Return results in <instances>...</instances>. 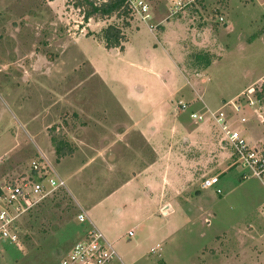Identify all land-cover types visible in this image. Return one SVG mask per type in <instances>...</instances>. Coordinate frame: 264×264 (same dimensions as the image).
Listing matches in <instances>:
<instances>
[{
	"label": "rangeland",
	"instance_id": "374dc122",
	"mask_svg": "<svg viewBox=\"0 0 264 264\" xmlns=\"http://www.w3.org/2000/svg\"><path fill=\"white\" fill-rule=\"evenodd\" d=\"M146 1L151 18L134 12L121 51L107 49L98 36L115 17L85 21L71 0H0V185L29 174L40 153L70 184L19 211L11 231L17 240L0 238V264H56L91 219L126 264H264V185L234 165L214 120L191 117L225 106L230 120L245 123L250 140L264 129L253 108L243 103L236 111L231 105L264 76V0H194L184 6L180 0ZM199 54L210 57L211 65L202 66ZM145 89L147 105L162 102L133 113L146 123L156 119L162 142L173 147L168 163L159 166L162 176L158 169V179L168 175L169 187L174 185L164 201L168 213L160 209L163 201L148 206V184L139 177L125 199L143 224L119 221L116 208L111 215L118 226L103 221L100 209L81 222L77 188L101 196L108 179L101 156L97 167L82 165L109 144V137L94 132L108 133L120 117L128 122L116 99L132 108ZM179 123L184 132L171 136L169 129ZM58 143L72 154L58 157ZM124 163L121 180L133 170L130 152ZM78 169L89 170L85 187L73 176ZM210 175H220V182L202 187ZM120 183L113 179L105 187Z\"/></svg>",
	"mask_w": 264,
	"mask_h": 264
},
{
	"label": "built area",
	"instance_id": "2783aa9c",
	"mask_svg": "<svg viewBox=\"0 0 264 264\" xmlns=\"http://www.w3.org/2000/svg\"><path fill=\"white\" fill-rule=\"evenodd\" d=\"M194 0H180L179 4L188 5ZM134 12L142 15L143 19H150V5L146 0H130ZM238 100V101H237ZM250 106L258 115V120L264 124V76L259 82L248 88L231 105L236 111H242V104ZM230 105V104H229ZM185 108L186 104L182 103ZM225 106L208 112H193L191 117L204 122L214 120L220 127L225 143L232 151L234 165H242L245 168V178L254 176L259 178L264 185V133L262 136L250 140L241 128L229 119ZM243 122L248 118L242 117ZM220 182V175H210L203 179L202 187H213ZM66 181L58 174L53 164L46 160L42 153L32 162V170L29 174L16 178L0 185V238L2 240H17L18 236L12 234L16 225L19 211L24 213L32 206L40 203L58 189L66 188ZM221 193L220 188L217 189ZM264 209V207H263ZM85 211L78 214L81 222L88 220ZM132 234V233H131ZM56 264H126L121 259L103 232L95 225L68 250Z\"/></svg>",
	"mask_w": 264,
	"mask_h": 264
},
{
	"label": "crops",
	"instance_id": "0c3cea01",
	"mask_svg": "<svg viewBox=\"0 0 264 264\" xmlns=\"http://www.w3.org/2000/svg\"><path fill=\"white\" fill-rule=\"evenodd\" d=\"M125 50H126V46H125V49L123 51H125ZM147 93H148L147 89H145L141 93H137V96H135V102L136 103H135V105L132 106V108L123 105V103L119 99H116V102L118 104L117 108L119 110H121V112L123 114L122 116L127 118L128 122L121 121L120 120L121 117H120L117 120H113V122H117L116 123L117 127L115 124L113 127H111L109 129L108 133H105V130H102V129L94 132V134H96L97 136L99 135L102 138L104 136L109 137V139H108L109 144H108V146H106L107 148H104V146L102 147V149H101V150H103L102 155H100V153H97L96 157H93L91 155L92 157L89 156L87 158L89 160H87V162L85 164H82V165L85 166V168H89V166L90 167H97L98 166L97 164H95V166H94V162L97 160V158H99L101 156L100 166L102 167L104 174L107 173V176H108L107 180H105L103 178L105 180L103 188H105L106 192L104 195L95 196L96 194L95 195L94 194H88V193H85L82 189L77 188L78 194L75 193V195L77 196L76 201L79 203V206H81L82 210L87 213V215L90 219H91V217H90L91 212H93V214H97L96 211L100 209V210H103L102 215L105 218V219H103V221H107L112 226H118V223H117L118 221H116L114 216L111 215L112 214L111 212L114 211V209L116 208V210H120L119 211V214H120L119 221H121V222L122 221H136L140 225L143 224L144 221L141 220V218L138 217V215H136L135 213L130 214V211L126 208V207H128V203L126 202V199H125L126 189L127 188L130 189V188H133L134 186H137L138 180H136V179H138L139 177H141L148 184V185H146V187L148 186L147 187L148 192H146V190H145L143 193V196H145V201L148 204V206L155 204L156 200H159V202L163 201L160 209H162L165 214L168 213V211H165V210H168L170 205H169V203H167V202L165 203L164 201L169 198L166 196V192L168 191V188H170L169 190L172 191L174 188V185L171 183L170 187H169L170 179H169L168 175H167L165 181L158 179V169H160L159 166H161L162 161L164 163H168L171 156L167 154V149H168V147H169V149H171V148L173 149V147H172L171 143L168 144L166 139H165L166 144H164L162 142V140L164 139V135L162 134V131H161L162 129L157 126L158 121L156 119H154V122L152 120H150L149 122L146 123V121L143 120L142 116L136 117L133 113L137 109L140 112L144 108L150 107V105L160 104L162 102V101H155L154 103L147 105L148 99L145 96ZM155 106H157V105H155ZM155 106H154V108H155ZM139 112H137V113H139ZM160 117L162 119L163 115L161 114ZM238 123H236V126L238 128L241 127V129L244 131L246 136L249 138V134L246 132L248 128L246 126H245V128L243 126H241V124H245V123H240V124H238ZM103 124H104L103 126H105V123H103ZM180 125L181 124L179 123L178 125H176V127L175 126L171 127L169 129V134L172 136L174 134H177V132L183 133L184 129ZM263 130L264 129H262L261 133L258 134L257 137L262 136V134L264 133ZM255 137L256 136H254L253 138H255ZM252 140H254V139H252ZM119 145L122 146V149H121L122 151L120 150L121 147ZM165 148H166V150H165ZM141 149H143L145 151L147 150L148 152L146 151V154H145L141 151ZM163 150H165V151H163ZM128 152L131 153L132 164L130 165V167L133 168V170H132V173H130L125 179L121 180L122 177L119 174H120V171L122 169L124 170L122 164L124 163V160L126 159ZM147 154H148V156H147ZM149 155H150V158H148ZM138 164L141 166V167L140 166L139 167L141 168L140 170L142 171V173L140 174V170H139V174L136 175L133 173V171H134V167ZM115 169L118 171L115 172L116 171ZM89 170H91V171L93 170L95 172V168H90ZM89 170H86V172H87L86 173L84 170L78 169L75 171V173H73V176H75L77 181H83L82 183H80L82 187H85L86 184H88V182H89L88 181L89 178L87 175ZM162 174H163V172L160 169V176H162ZM59 175L66 181L67 185H69V187H70L69 177H67L66 175H63L62 173H60ZM115 176H119V179L115 178ZM113 179L121 181V183L118 186H115V187L113 186V188L112 187L109 188L110 186L108 184H110V182H113ZM84 183H85V185H84ZM105 184H107V186H109V187L106 188ZM158 184H160L159 185L160 190L157 187ZM75 185H77V184H75ZM71 191H73V189H71ZM75 191H76V189L74 190V192ZM172 192H174V191H172ZM133 203H135V202H133ZM90 222H91V224H89V226L85 227V230H84L83 234L81 235V237L87 232V230L89 228L92 227V224H95V223H93L92 219L90 220ZM131 233L132 232H130V235H133ZM105 236H106V234H105ZM107 239L110 242H113L108 237H107ZM221 245H222V243H221V239H220L219 247H221ZM204 248H206V246L201 248L203 255L206 254V253H204V250H203ZM237 251L238 250H235V254ZM211 255L216 256V254H212V253H211ZM217 256H219V255H217ZM120 257H121V259H123L121 255H120ZM199 258L203 259V256H201V257L199 256ZM238 258H240V257H238ZM123 261H124V259H123ZM135 262H138V261L135 260L132 263H135Z\"/></svg>",
	"mask_w": 264,
	"mask_h": 264
},
{
	"label": "trees",
	"instance_id": "16d2710c",
	"mask_svg": "<svg viewBox=\"0 0 264 264\" xmlns=\"http://www.w3.org/2000/svg\"><path fill=\"white\" fill-rule=\"evenodd\" d=\"M83 13L85 21L109 20L115 17L117 21L109 22L100 31L98 36L105 42L107 49H125V44L129 41L127 29L131 27L134 11L130 0H71ZM198 62L204 67L211 65L210 57L197 56ZM69 152V153H68ZM56 154L64 157L72 154V150H66L61 144H56Z\"/></svg>",
	"mask_w": 264,
	"mask_h": 264
}]
</instances>
